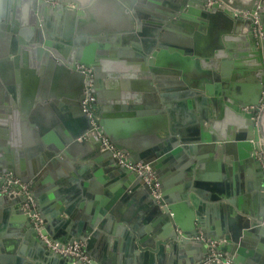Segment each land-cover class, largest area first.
<instances>
[{
  "label": "water",
  "instance_id": "obj_1",
  "mask_svg": "<svg viewBox=\"0 0 264 264\" xmlns=\"http://www.w3.org/2000/svg\"><path fill=\"white\" fill-rule=\"evenodd\" d=\"M219 1L0 0V70L10 55L13 66L36 62L27 70L42 76L27 89L36 111L20 109L41 137L58 133L18 146L2 127L16 97L0 84V189L5 176L19 179L43 221L38 231L23 195H0L10 261L23 235L28 259L17 264H79L42 236L82 243L93 264H209L205 240L219 260L264 264V0ZM91 95L98 132L128 163L147 165L150 184L92 129ZM176 107L184 118L162 124Z\"/></svg>",
  "mask_w": 264,
  "mask_h": 264
},
{
  "label": "crops",
  "instance_id": "obj_2",
  "mask_svg": "<svg viewBox=\"0 0 264 264\" xmlns=\"http://www.w3.org/2000/svg\"><path fill=\"white\" fill-rule=\"evenodd\" d=\"M4 33H7L6 31H3ZM14 34H12L13 36ZM0 40H1V37H0ZM15 56L14 55H10L8 56L7 58V62L1 67V73H2V78L0 77V84L3 86V89L4 91H6L10 96H12L13 94L10 93L8 91V88H12L13 92H14V97H16L15 99V104L17 106V110L16 112H13L9 115V119L8 120H5L4 123L5 125H2L3 128H5V133L7 132V130L10 132V134L12 135V138H15V141L16 144L18 142V146H24L25 144H27V146H31V147H34L37 145V142L38 144H41L43 142V140H47L48 142H54L55 141V138L57 136L58 138V133L55 129L51 128V130H49L48 133H46L44 135V137H41L39 135V132L41 129L40 128V125H39V122L37 119H31L32 123H30L29 119L26 118L24 115V112L22 113L21 109L25 110V112H27L28 116H31V114H33L34 111H36V106L35 104L32 102V100L29 101V96H31V93H33L32 91H29L27 90L30 86H33L35 84V82H39L41 79H42V76L40 75V72L34 74L32 72H28L27 70H39L38 67H35V61H22L19 63L18 66H13L12 64L15 62ZM165 58V57H164ZM163 60V59H162ZM127 64H130L128 63L129 61H126ZM165 65V62H163ZM155 65H157V63H155ZM151 66V68H157V69H160L162 73H165L167 75H169V69L166 68L165 66ZM130 65H128L129 67ZM148 66V64H147ZM149 74L151 76V78H153L155 75V73L151 71H149ZM167 75H159L161 78H164V79H168L169 80V76ZM48 81H50L48 79ZM51 82V81H50ZM50 84H52V90H54V87H53V83L51 82ZM41 85L42 84H38L37 87H36V90L39 92L41 91ZM27 90V91H26ZM171 95H173V97L175 99H173L174 103H180L182 101L181 99V90L176 89L174 88L173 91H170ZM36 98V96H35ZM36 103V102H35ZM51 103V102H50ZM19 107V108H18ZM49 107V116L50 118L49 119H52V116L53 114H55V108L51 106V109H50V106ZM21 108V109H20ZM225 110V108H224ZM193 113L192 115H196L197 112L196 110H191ZM53 112V113H52ZM183 112H184V108L183 107H176V109L174 110L173 114L172 115H169L168 113H164L162 114L165 118V121H161L162 124H166L167 126H170L171 124H174L175 122H178L180 119L182 120L184 118V115H183ZM189 114V112H188ZM191 115V116H192ZM22 118H26V122L28 123H24L22 122ZM3 121V120H2ZM49 120H46L45 121V126L46 124L48 123ZM2 127H0V129H3ZM9 135V136H11ZM211 159H213L211 157ZM213 167H212V172L213 173H219L221 174V171L220 169H218L219 167L216 168V166L213 165L212 162H209ZM234 175H239L240 178L242 179V175L240 174V171H234L233 173ZM230 176V178L232 177H235V176ZM103 192V189H101V192ZM97 193V191L95 192ZM101 197H104L103 195ZM88 202V201H87ZM6 207L5 206H2L0 208V224H2V221L6 220V214L4 213L6 211L5 209ZM21 233H24L23 230H20ZM18 244L16 245V252L15 254L13 255V261H10V257L11 255L9 254V251H8V246L9 244L7 245L6 243H1L0 242V264H17L18 263V260H21L23 261V259H28V257L25 255H23L21 253V248L23 249V246L25 244V236L21 235L18 237ZM14 239H17V238H14ZM4 240H7L3 237L0 236V241H4ZM9 241V240H7ZM29 248H27L25 251H29L28 252V255L31 254L34 255L35 253V250H34V247L32 246H28ZM31 250V251H30ZM11 262V263H10Z\"/></svg>",
  "mask_w": 264,
  "mask_h": 264
},
{
  "label": "built area",
  "instance_id": "obj_3",
  "mask_svg": "<svg viewBox=\"0 0 264 264\" xmlns=\"http://www.w3.org/2000/svg\"><path fill=\"white\" fill-rule=\"evenodd\" d=\"M217 2H219V0H217ZM242 17L249 18V14L244 12L242 14ZM258 30L260 34L259 36L262 37L260 28H258ZM88 89H91V86ZM95 102H96L95 96L91 95V97L83 101V110L90 118L92 129L96 131V135L102 138L105 148L111 150L114 153V155L119 158L120 164H124L127 168L132 169L141 175H144V180L148 184H150L155 179V177L147 165L141 163H137V164L128 163L125 155L122 154L112 143H110L106 137L100 135V133L98 132L96 121L94 119L95 109L93 108V106L95 105ZM155 189H156L155 195H159L160 190L157 185H155ZM10 191L15 195H23L25 197V203L23 205V209L26 213L30 215L33 226L39 231L43 226V221L41 219L40 213L38 212V208L35 203V200L32 198V196L29 193L28 186L24 185L16 177L7 175L4 178L3 187L0 189V195L9 193ZM200 238L205 240L202 236ZM42 239L46 242L47 247L57 254L72 258L75 262H78L79 264H93L91 258L85 252L84 245L82 243H74L68 246H61L59 243L54 242L48 239L47 237L42 236ZM205 241L208 244L212 253L207 263L210 264L216 262L218 264H231V262L228 261L227 259L225 260L217 259V253L215 251L217 244L215 242H211L208 240Z\"/></svg>",
  "mask_w": 264,
  "mask_h": 264
},
{
  "label": "bare ground",
  "instance_id": "obj_4",
  "mask_svg": "<svg viewBox=\"0 0 264 264\" xmlns=\"http://www.w3.org/2000/svg\"><path fill=\"white\" fill-rule=\"evenodd\" d=\"M219 2H221V1H219ZM236 12V11H235Z\"/></svg>",
  "mask_w": 264,
  "mask_h": 264
}]
</instances>
